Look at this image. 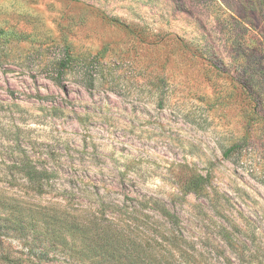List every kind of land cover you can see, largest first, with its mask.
Wrapping results in <instances>:
<instances>
[{"label": "rangeland", "instance_id": "374dc122", "mask_svg": "<svg viewBox=\"0 0 264 264\" xmlns=\"http://www.w3.org/2000/svg\"><path fill=\"white\" fill-rule=\"evenodd\" d=\"M130 252L264 264V0H0V264Z\"/></svg>", "mask_w": 264, "mask_h": 264}, {"label": "trees", "instance_id": "16d2710c", "mask_svg": "<svg viewBox=\"0 0 264 264\" xmlns=\"http://www.w3.org/2000/svg\"><path fill=\"white\" fill-rule=\"evenodd\" d=\"M237 146L239 145H235L233 146L232 148H228L225 150V154L226 155H229L231 150L236 148ZM24 169L26 170V176L28 177V179L34 184V185H37V191L40 193L41 190L43 189V186H44V183H43V179L44 178H49V175H48V171L47 170H39V168H37V166H35L34 164H32L31 162H29L28 164L26 163L24 165ZM184 180L181 182L182 183V187L185 189L186 192H194V193H197V194H201L203 192V185L206 181V178L198 173H191L189 177H183ZM36 188V187H35ZM104 202V201H103ZM106 203V202H104ZM103 203V205H104ZM102 205V206H103ZM163 214V212H162ZM164 215L165 216H168L170 217L171 214L169 213V211L167 210H164ZM155 233V232H154ZM147 241L146 242H140L139 243V246L141 247V251L142 250H145L149 247H151L153 244L152 243H149L148 241L151 240L153 242H156L157 244H160V241L158 239H156V236H152V237H147ZM115 244L117 246H121L120 245V237L119 239H117L115 241ZM155 244V246L157 245ZM161 246V245H159ZM126 251H128L126 249ZM132 254V252H130L129 254L128 253H123V256L126 257L128 260H129V264H150L151 261L147 262L146 259L142 258L141 256V259H140V262L139 263H136V261H134L133 263L130 261V258L129 256ZM188 261V259H186V262ZM160 263H164V264H183V260L181 259L180 262L175 263L174 262H170V261H162V260H159V264Z\"/></svg>", "mask_w": 264, "mask_h": 264}]
</instances>
